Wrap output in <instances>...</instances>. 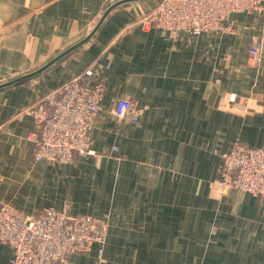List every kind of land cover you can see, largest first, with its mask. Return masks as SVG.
I'll use <instances>...</instances> for the list:
<instances>
[{
	"label": "crops",
	"instance_id": "crops-1",
	"mask_svg": "<svg viewBox=\"0 0 264 264\" xmlns=\"http://www.w3.org/2000/svg\"><path fill=\"white\" fill-rule=\"evenodd\" d=\"M119 1L0 0V84L80 42ZM157 1L117 4L84 43L0 87V204L25 218L65 206L106 218L104 264H264V197L235 188L216 196L213 155L234 141L264 146V13L231 14L234 32L172 38L140 23ZM85 69L103 86L95 154L34 162L27 108ZM120 97L134 100L136 121L110 115ZM98 248L69 264H95ZM12 256L0 242V264Z\"/></svg>",
	"mask_w": 264,
	"mask_h": 264
},
{
	"label": "built area",
	"instance_id": "built-area-1",
	"mask_svg": "<svg viewBox=\"0 0 264 264\" xmlns=\"http://www.w3.org/2000/svg\"><path fill=\"white\" fill-rule=\"evenodd\" d=\"M233 13L263 14L264 0H158L140 17V23L143 29L155 26L172 38L180 32H234ZM259 58V48H250L249 60L256 63ZM92 76V70L85 69L49 89L27 108L33 119L27 138L34 162L69 163L76 155L95 154L90 135L103 111V86L99 81L91 84ZM228 101L235 109L244 108L233 93ZM110 115L116 120L136 121L138 110L132 98L120 97ZM213 155L220 160L214 180L216 196L235 188L264 197V146L234 141L229 150H215ZM107 226L106 218L72 215L66 206L61 210L46 207L25 218L10 202L0 204V242L12 248L11 264H69L71 254L89 252L94 244L99 245L95 264H104Z\"/></svg>",
	"mask_w": 264,
	"mask_h": 264
},
{
	"label": "water",
	"instance_id": "water-1",
	"mask_svg": "<svg viewBox=\"0 0 264 264\" xmlns=\"http://www.w3.org/2000/svg\"><path fill=\"white\" fill-rule=\"evenodd\" d=\"M124 1H127V0H121V1H119V2L114 3L112 6H110V7L106 10V12L103 14L102 18L99 20L98 24L96 25V28L98 27V25L100 24V22L104 19V17L106 16V14L108 13V11H109L112 7L116 6L117 4L122 3V2H124ZM96 28H94V30H93L90 34H88V36H86L84 39H82L80 42L76 43L74 46H71V47L68 48L67 50L63 51L62 53H60L59 55H57L55 58H53L52 60H50L48 63H46L44 66H42L41 68H39L38 70H36V71H34V72H32V73H29V74H25V75H23V76H20V77L14 79V80L9 81V82H6V83H3V84H0V87L6 86V85H9V84H12V83H16V82H19V81H22V80H24V79H26V78H29V77H31V76H33V75H35V74H38L39 72L43 71V70H44L45 68H47L51 63H53L54 61L58 60L59 58H61L62 56H64V55L67 54L68 52H70L72 49H74L75 47L81 45V44L84 43L86 40H88V39L91 37V35L93 34V32L96 30Z\"/></svg>",
	"mask_w": 264,
	"mask_h": 264
},
{
	"label": "rangeland",
	"instance_id": "rangeland-1",
	"mask_svg": "<svg viewBox=\"0 0 264 264\" xmlns=\"http://www.w3.org/2000/svg\"><path fill=\"white\" fill-rule=\"evenodd\" d=\"M9 246V245H8ZM11 248V247H10ZM12 249V248H11ZM12 253H13V250H12ZM75 254V253H74ZM72 255V254H71ZM12 259H13V256H12ZM12 259L10 260V264L12 262ZM68 262H69V258H68Z\"/></svg>",
	"mask_w": 264,
	"mask_h": 264
}]
</instances>
